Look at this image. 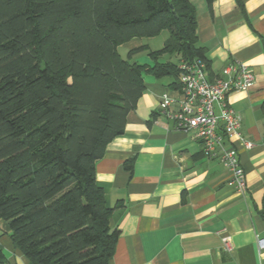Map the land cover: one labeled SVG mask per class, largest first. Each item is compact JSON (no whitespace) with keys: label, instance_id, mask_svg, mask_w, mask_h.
Segmentation results:
<instances>
[{"label":"trees","instance_id":"16d2710c","mask_svg":"<svg viewBox=\"0 0 264 264\" xmlns=\"http://www.w3.org/2000/svg\"><path fill=\"white\" fill-rule=\"evenodd\" d=\"M196 28L189 0H0V223L28 264L110 263L119 232L95 163L123 134L143 75L180 90V62L209 71ZM164 31L159 50L118 52ZM143 52L152 65L132 61Z\"/></svg>","mask_w":264,"mask_h":264},{"label":"crops","instance_id":"0c3cea01","mask_svg":"<svg viewBox=\"0 0 264 264\" xmlns=\"http://www.w3.org/2000/svg\"><path fill=\"white\" fill-rule=\"evenodd\" d=\"M189 2L209 61L208 80L237 62L254 75L249 90L228 96L241 122L240 137L252 144L247 149L237 137L231 139L246 190L238 194L228 187L226 169L203 155L195 132L177 130L160 113L161 96L176 91L168 87L170 80L143 75L144 92L126 116L123 134L95 163L96 183L107 207L114 208L110 229L119 232L109 264H264V249L256 242L264 239V0H213L211 9L205 0ZM164 32L158 35L163 43ZM152 39H131L118 52L161 49L151 48ZM132 61L152 65L145 52ZM129 160L130 171L124 168ZM8 233L0 223V237ZM9 240L0 239L6 264H28Z\"/></svg>","mask_w":264,"mask_h":264},{"label":"built area","instance_id":"2783aa9c","mask_svg":"<svg viewBox=\"0 0 264 264\" xmlns=\"http://www.w3.org/2000/svg\"><path fill=\"white\" fill-rule=\"evenodd\" d=\"M181 89L175 94L164 93L159 111L180 131H194L202 143V153L209 159H218L228 173L227 186L236 193L246 190V178L240 166L235 147L237 137L245 148L250 142L240 137L241 122L230 107L228 96L236 91H247L254 83L248 65L237 62L222 69L221 76L213 81L207 78L205 64L200 61L180 62ZM258 250L264 249V239H256ZM224 249L230 250L227 239Z\"/></svg>","mask_w":264,"mask_h":264},{"label":"rangeland","instance_id":"374dc122","mask_svg":"<svg viewBox=\"0 0 264 264\" xmlns=\"http://www.w3.org/2000/svg\"><path fill=\"white\" fill-rule=\"evenodd\" d=\"M164 34L167 35V32H164ZM162 37H163L162 35L161 36H158V37L157 36L154 37L150 41L151 48H153V49H159L162 46V44H163V41H162L163 38ZM119 53H120V55H121V57L123 59H126V54L127 53H125L122 49H119ZM173 62H175V61H173ZM0 239H3V240L4 239H7V240H9V233H8V236L4 234L3 236L0 237Z\"/></svg>","mask_w":264,"mask_h":264}]
</instances>
